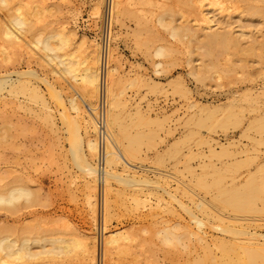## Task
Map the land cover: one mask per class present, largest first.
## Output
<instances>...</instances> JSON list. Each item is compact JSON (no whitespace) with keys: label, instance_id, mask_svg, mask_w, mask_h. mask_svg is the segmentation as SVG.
Returning <instances> with one entry per match:
<instances>
[{"label":"rangeland","instance_id":"1","mask_svg":"<svg viewBox=\"0 0 264 264\" xmlns=\"http://www.w3.org/2000/svg\"><path fill=\"white\" fill-rule=\"evenodd\" d=\"M211 1H206L204 10L212 19V30H229L241 43L239 49L226 51L228 54L220 51L224 53L219 56V51L213 52L219 60L212 54L216 65L205 71L204 80L191 74L203 63L202 32L198 41H192L190 36L172 37L171 29L159 22L160 16L166 14L169 23L179 26L185 17L190 24H196V9L187 8L180 0H128L130 11L124 23L113 25V40L117 34L118 37L112 45L117 48L120 87L124 90L121 118L131 125L132 132L149 135L138 148L134 171L155 180L158 187L156 183L142 189L125 187L113 181V191H107L113 206L111 219H106L107 234L103 184L91 181L71 154L73 118L82 135L86 126L84 117L70 104L71 98L81 102V88L71 79L53 73L56 67L48 64L43 51L31 44L39 34L65 26L75 32L67 50L79 59L93 57L103 28V15L96 14L94 8L100 6L104 12V2H0V76L11 75L13 80L19 77L21 83L37 86L47 104L33 100L28 92H0V189L19 181L34 191V199L23 202L16 210L0 207V233L8 229L29 237L67 234L83 242L95 236L99 264H191L211 248L218 252L213 241L226 237L215 228L223 223L219 216L227 224L243 223L253 232L264 234V195L255 213H237L220 200V187H241L251 176L264 183V131L247 130L251 122L264 117V0H221V8L210 5ZM18 6L27 15L30 29L21 35L22 41L10 43L2 28ZM251 6L263 12H249ZM158 47L166 49L161 57L155 55ZM228 68L233 71L228 72ZM30 71L39 77L30 75ZM58 94L63 98L58 100ZM94 102L97 104V99ZM223 145L228 146L227 151L222 150ZM86 152L83 144L82 160ZM123 167L120 165V171ZM91 184L96 190L91 189ZM89 193L99 200L95 214L87 203ZM136 195H145L146 201L139 207L133 201ZM202 201L205 207L199 208L198 202ZM190 211L206 222L204 243L189 236L191 228L198 229ZM166 228L184 232V245L163 241ZM111 231H121L129 237L123 241V251H114L113 261L108 254L103 259L104 235ZM34 249H40V245ZM86 262L85 252L78 250L63 260L52 261L42 255L36 264Z\"/></svg>","mask_w":264,"mask_h":264},{"label":"bare ground","instance_id":"2","mask_svg":"<svg viewBox=\"0 0 264 264\" xmlns=\"http://www.w3.org/2000/svg\"><path fill=\"white\" fill-rule=\"evenodd\" d=\"M101 1H103L105 5L104 12L100 10V6L95 7L94 10L99 16L103 15L104 20L105 9L108 5V1ZM127 1L128 0H110L111 16L109 43L106 49V55H104V46L102 41L101 43L97 44L93 57L88 56L86 58L79 59L73 53H70L67 49L71 43V34L73 35L75 32L73 30H67L65 26L54 31L52 30L48 33L46 32L44 35L39 34L36 39L31 41V44H33L34 47L43 51L44 56L47 59V63L56 67V69H52L53 73L58 75L59 78L67 77L71 79L81 88V93L79 94L81 97V102L77 101L76 98H71L70 104L72 109L75 110L79 116L81 115L84 117L83 120L85 119L86 126L84 129V135H82L80 131V125L76 122L77 119L73 118V124H71L72 129L69 128L70 133L72 132V142L70 143L72 152L71 154H73L72 156L76 160L79 168L85 172L91 181L97 180L98 183L100 182L101 185L103 184L102 187L104 193L102 189L101 191L103 193L102 199L104 201L105 234H107L106 224L108 223H106V219L107 221L111 219L110 215L113 208L108 195L109 191H113V181H116L125 187L139 186L141 189L143 187L149 188L152 185H155V183L157 185V182L153 179L145 176H138L133 167L136 166L134 164V159L138 155V148L144 142V140L149 137V135L142 131L136 133L132 132L131 125L127 124L121 118L120 109L125 103L124 90H121L120 87V84H122V76H120L121 64L117 56V48H114L112 44L113 42L117 41L118 37L117 34L116 38L113 40V25L115 24L116 26H122L125 18L129 14L130 10ZM180 1H182L187 8L197 10V16L194 19L196 24H190L187 21V18L183 17L184 22L178 26L173 22L169 23L166 19V14L160 16L159 22L171 29L172 37L179 36L182 38L190 36L192 37V41L193 38L198 41L201 37V34L199 33L202 32V35H204V41H202L204 44L202 46L204 51L202 53H204L203 60H205H202L203 63L200 64L198 69L192 70L191 74L197 80H204L205 71L212 69L216 65L215 61H213L214 57H211L212 54L214 55L213 52L219 51V53H217L220 56L226 51L229 52L230 49L235 51L236 49H239L241 42L240 39L233 35L229 30H212V19L206 15L204 10L207 0ZM0 2L3 5H8V0H0ZM210 5L219 6L220 8L222 7L220 6L221 0H212ZM248 11L254 13L263 12L253 6H251ZM28 21L29 19L23 11L22 6H18L16 13L11 16L8 23H5L2 28L4 36L8 39V41H10V43L20 42L23 40L21 35H25L30 29V24ZM262 44L263 46L261 49L263 52H261V54L264 53V42H262ZM248 49L251 51L250 48ZM165 50L166 49L164 47H158L155 49V55L157 57H161L164 55ZM199 50H201V48ZM252 50L254 51V48H252ZM220 51L224 52L221 53ZM199 53L201 54V51ZM214 56H216V59L219 60V56L217 54ZM189 62H191V59ZM160 65L161 62H158L157 66L159 67ZM233 67H235V65ZM230 68L226 70H229L228 72L233 71L231 70L232 68ZM29 74L39 77L35 71H30ZM40 79L42 81V78ZM43 81L46 82L50 88L53 87V85L50 84L47 79L44 78ZM19 82V77L17 80H13L11 75H1L0 92L4 90H8L10 93L16 94L28 92L31 96L30 98L33 100H42L43 105H47L44 94H41L40 92V88L37 86L31 87V85L29 86L28 84ZM186 91L189 92V90ZM102 94L104 95L105 102L104 122L106 132V142H104L103 147L99 135L101 127L99 126V113L97 112L98 104L101 100ZM58 97V100L63 98L60 94H58ZM95 99H97V104L94 102ZM192 105L196 106L195 104ZM136 112L139 113L140 109H137ZM209 114H207V116ZM212 114L213 112L211 115ZM212 116L216 117V114H213ZM234 116L236 115L234 114ZM199 118V120H201V117ZM203 120L204 119H202V121ZM223 123L227 125L226 121ZM254 123H257V125ZM250 128L258 129L259 132L261 131L262 133L264 131V117L260 118L256 122H251L247 127V130H250ZM83 144H85L87 156L85 157L86 159L82 160L81 151ZM102 150L104 156L103 167L100 165ZM222 150L227 151L228 146L223 145ZM212 152L216 153V150L212 149ZM120 165H124V169H122L123 171H120ZM215 183L219 185L218 181H215ZM91 185L90 187L93 189L95 185ZM220 188V200L227 207L232 208L235 212L246 214L255 213L259 210L257 202L258 200L263 199L264 183L261 184L256 182L253 176L246 180V182L241 187ZM94 189L96 190V188ZM95 192L96 191H94V193ZM94 193H89L87 198L89 209L93 212L92 214H95V212L97 213L96 205L99 201L96 200L97 197H95ZM168 193L175 197L171 191H168ZM33 199L34 191L32 187L19 181L11 184L6 189H0V207L7 210H16L23 202H30ZM133 201L135 202L136 206L139 207L145 203V195L142 197L136 195L134 196ZM182 206L187 209L184 203ZM198 207L204 208L205 202H198ZM190 213L198 229L196 230L191 228L189 231V236H194L199 240V242L204 243L207 241L205 238L206 236H204V233L206 235L204 230L206 222L203 220V218H200L193 212L190 211ZM219 219L223 223L218 224L215 228H217L219 232L224 234L226 237H222L218 240L216 238V240L213 241L215 242L213 245L217 248L218 254L214 252L210 244H207L206 247L211 249H209L204 257L195 260L191 264H264V242L261 241V238L264 239V234L253 232L251 229H249V226H245L243 223H239L238 225L227 224L225 218L219 216ZM4 230L0 233V264H36V262L42 258V255H46L52 261L58 259L63 260V258H66V256H68L70 253L76 252L78 250L85 252L87 260L86 264H99V254L96 248V240L98 239L95 236L91 237L90 241L83 242L75 236L66 237L67 234L65 236L62 234H47L43 236L35 235L34 237H29L20 236L19 234L11 232L8 229H6L5 232ZM163 230V241L170 244L184 245V232L176 233L171 231L172 229L167 228ZM162 231H160V234ZM104 236L103 259L106 260L108 254L109 260L113 261L114 251L117 249L123 251L122 246H124L123 243H125L123 241H128L129 237L121 231H111L108 232V235ZM35 245H40V249H34ZM111 264H114V262Z\"/></svg>","mask_w":264,"mask_h":264},{"label":"built area","instance_id":"3","mask_svg":"<svg viewBox=\"0 0 264 264\" xmlns=\"http://www.w3.org/2000/svg\"><path fill=\"white\" fill-rule=\"evenodd\" d=\"M107 1H108V5L105 9V16H104V20H103L104 21L103 31H102V35H101V41H102L103 46H104V55H106V49H107L108 43H109L108 41H109V28H110V16H111L110 0H107ZM104 110H105V102H104V95L102 94L101 100H100V102L98 104V108H97V112L99 113L98 122H99V126L101 127L99 135H100L102 147L104 145V142H106ZM100 165H101V167H103V165H104L103 150L101 152Z\"/></svg>","mask_w":264,"mask_h":264}]
</instances>
